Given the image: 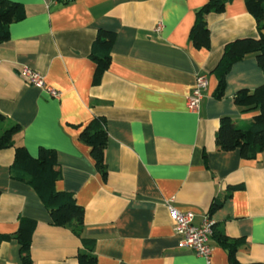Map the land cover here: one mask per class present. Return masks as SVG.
<instances>
[{"label":"crops","instance_id":"0c3cea01","mask_svg":"<svg viewBox=\"0 0 264 264\" xmlns=\"http://www.w3.org/2000/svg\"><path fill=\"white\" fill-rule=\"evenodd\" d=\"M9 1L21 3L26 18L0 45V125L22 127L14 140L33 157L40 148L57 153L56 189L73 193L84 209L82 239L94 241L96 264H230L214 239L210 263L183 248L167 205L193 213L195 226L207 216L225 236L241 240L239 263L264 264V149L244 160L215 145L222 117L249 122L258 115L233 101L238 91L264 85L256 55L232 66L220 100L214 94L225 46L259 35L244 0L206 17V50L190 38L196 12L209 0ZM103 30L116 41L111 65L94 86L91 47ZM28 67L60 91L58 99L25 84L19 72ZM200 74L209 85L193 113L187 101ZM95 117L107 128L106 181L79 137ZM14 157L13 149L0 150V234H13L21 218L30 219L34 264H76L86 253L82 240L51 225L35 190L11 178ZM9 242L0 247V264H21L18 242Z\"/></svg>","mask_w":264,"mask_h":264},{"label":"trees","instance_id":"16d2710c","mask_svg":"<svg viewBox=\"0 0 264 264\" xmlns=\"http://www.w3.org/2000/svg\"><path fill=\"white\" fill-rule=\"evenodd\" d=\"M57 1L61 4L67 3V0ZM231 1L209 0L201 10L199 9L196 12V21L192 26L190 38V42L195 48L202 50L211 48V32L206 17L209 14L222 13ZM244 3L248 14L256 20L259 35L254 39L252 37L236 39L223 49V57L214 71L218 81V87L214 94L218 100L224 96L226 75H229L235 63L243 61L248 54L256 55V63L264 71V0H244ZM25 18L26 12L21 3L0 0V45L9 40L11 26L21 20L23 21ZM96 35L90 54V57L96 63L94 79H92L94 86L100 83L111 65L112 46L116 41V35L110 31H97ZM233 101L236 106L242 109L243 113L255 112L258 115L254 116V119L249 122H237L229 119V117H222L216 134L215 145L219 153L238 151L244 160L255 159L264 149V85L258 87L255 91H238ZM3 121L4 117L0 115V124ZM0 130V150L13 149L15 153L10 171L11 178L19 182H25L32 190H35L51 217V225L59 229H68L82 240L86 253L79 254L76 264H96V257L93 254L94 241L82 239L85 220L84 209L76 201L73 193L70 194L56 189V183L61 178V166L57 162V153L52 149L40 148L38 156L33 157L24 146L17 144L14 140V137L22 131V127L9 122L5 126L0 125ZM106 130L104 119L95 117L79 134L80 141L90 148L91 159L95 162L96 169L102 175L104 181L108 177L104 162L105 148L108 142ZM222 202L219 200L212 203L210 215L222 206ZM35 227V221L21 218L18 230L15 233L0 234V247L4 243H10V240H15L20 246L21 264H34L30 252ZM216 227L217 225L214 224L213 239L228 251L229 263L242 264L236 259V253H238L242 241L230 239Z\"/></svg>","mask_w":264,"mask_h":264},{"label":"built area","instance_id":"2783aa9c","mask_svg":"<svg viewBox=\"0 0 264 264\" xmlns=\"http://www.w3.org/2000/svg\"><path fill=\"white\" fill-rule=\"evenodd\" d=\"M162 25L157 26L156 31L160 29ZM19 76L25 81L28 86L37 87L40 90H44L46 94L50 96L51 99H58L60 96V91L55 88H50V86L45 84L44 77L37 74L36 71L28 68H23L19 72ZM209 85L207 75L200 74L195 78L194 89H192L189 100L187 101V108L193 113L200 110V103L205 98L204 92ZM168 210H170V221L174 226V234L178 235L182 242L181 246L185 249H191L196 253V257L204 258L210 263V256L212 254L211 241L213 240V221L206 216L203 219V223L200 226H195L193 219L194 214L187 212L183 214L182 212L171 208L167 205Z\"/></svg>","mask_w":264,"mask_h":264},{"label":"rangeland","instance_id":"374dc122","mask_svg":"<svg viewBox=\"0 0 264 264\" xmlns=\"http://www.w3.org/2000/svg\"><path fill=\"white\" fill-rule=\"evenodd\" d=\"M0 133H1V130H0Z\"/></svg>","mask_w":264,"mask_h":264}]
</instances>
